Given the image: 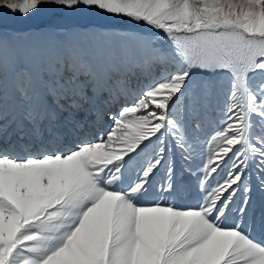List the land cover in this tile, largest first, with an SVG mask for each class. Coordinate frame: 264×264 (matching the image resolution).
<instances>
[{
	"label": "snow or ice",
	"instance_id": "1",
	"mask_svg": "<svg viewBox=\"0 0 264 264\" xmlns=\"http://www.w3.org/2000/svg\"><path fill=\"white\" fill-rule=\"evenodd\" d=\"M45 5L142 30L0 35V264H264V0Z\"/></svg>",
	"mask_w": 264,
	"mask_h": 264
},
{
	"label": "bare ground",
	"instance_id": "2",
	"mask_svg": "<svg viewBox=\"0 0 264 264\" xmlns=\"http://www.w3.org/2000/svg\"><path fill=\"white\" fill-rule=\"evenodd\" d=\"M45 9H41L40 12H43ZM75 14H95V12H84V13H75ZM39 15V14H38ZM6 21L5 26H0V35H3L6 39H8L11 42L18 43L21 45L24 44H30L34 42L35 40V32H37L38 29L42 27L47 26H53L55 27H62V28H79L81 30L83 29H103L105 30L107 36L112 39H118V36H110L109 26L112 25L110 21H105L103 23H94L95 20L89 18H85L84 15H82L80 18L71 17L70 15H66L64 13H54L50 18L43 22H39L38 19L34 15H30L28 17H24L21 15H15L11 18L2 19L0 17V22ZM94 23V24H93ZM1 24V23H0ZM64 30V29H63ZM37 35V34H36ZM113 35V34H112ZM207 123L209 121L207 120ZM209 125V124H206ZM207 127V126H206ZM99 129H92L89 128L86 138H91V136L95 135ZM17 154H23V151L21 148H17ZM194 183L193 186L196 185L195 179L193 178ZM192 187V186H191ZM195 188V187H194ZM189 194V191L187 192V195ZM179 198V197H178ZM198 193L196 192V188L193 192L189 194V196L184 195V198L182 197L180 200H177V204L180 206H195L198 201ZM254 200L259 204L260 202V195L259 193L253 194ZM151 199V197H149Z\"/></svg>",
	"mask_w": 264,
	"mask_h": 264
},
{
	"label": "rangeland",
	"instance_id": "3",
	"mask_svg": "<svg viewBox=\"0 0 264 264\" xmlns=\"http://www.w3.org/2000/svg\"><path fill=\"white\" fill-rule=\"evenodd\" d=\"M42 9H45V10L43 12H40L41 11L40 10L39 12L34 14V16L36 17V19H38L39 22H43V21L47 20L54 13H64L66 15H70L71 17H75V18H80L82 15H84L85 18H87V19L91 18V19L95 20L94 23H100V22L103 23L106 20L110 21L113 24L109 26V29L107 31H109L108 32L109 35L111 34L110 36H113V37L118 36L117 38H119L121 35H129V34H133V33H136V32H139L142 30L140 26L134 25L130 21H121L115 17L104 15L103 13L67 14V13L63 12L62 10L54 9L53 6H51V5H45ZM13 16H15V15L10 13V12H0V17L2 19L8 20L9 18H11ZM5 22L6 21H1L0 26H5L6 25ZM105 24H106V22H105ZM63 29L68 30L70 28H62V27H55L54 28L53 26L42 27V28L38 29L37 32H35L36 37H35L34 42H32V43L50 42V41H53L56 39H65V37L63 35L59 34V31L63 30ZM77 38H79V37H77ZM215 119H218V116H216L215 113H210L209 116L206 118L205 123L210 125V123L212 121H214ZM207 120L209 121V123H207ZM206 126H208V125H206ZM192 180L189 182L190 183L189 187L182 188L180 190V192L175 195V197H174L175 202H177V200H180L182 197L184 198V195H185V197L189 196V194L195 190L196 187L192 185L194 183V181H192ZM253 183H255L254 179H253ZM188 191H189V194L187 195ZM253 194H255V192Z\"/></svg>",
	"mask_w": 264,
	"mask_h": 264
}]
</instances>
